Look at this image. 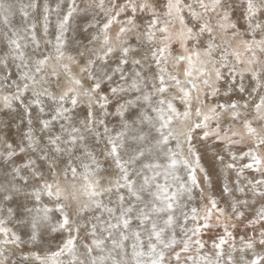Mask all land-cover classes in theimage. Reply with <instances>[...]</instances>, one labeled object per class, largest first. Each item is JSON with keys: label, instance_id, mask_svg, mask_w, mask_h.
Instances as JSON below:
<instances>
[{"label": "snow or ice", "instance_id": "1", "mask_svg": "<svg viewBox=\"0 0 264 264\" xmlns=\"http://www.w3.org/2000/svg\"><path fill=\"white\" fill-rule=\"evenodd\" d=\"M0 264H264V0H0Z\"/></svg>", "mask_w": 264, "mask_h": 264}, {"label": "bare ground", "instance_id": "2", "mask_svg": "<svg viewBox=\"0 0 264 264\" xmlns=\"http://www.w3.org/2000/svg\"><path fill=\"white\" fill-rule=\"evenodd\" d=\"M50 2H52L53 4L55 3V0H50ZM54 23H55V17H53V25L52 27L50 28V35L54 37V32H55V26H54ZM79 69L76 67V70H75V67L73 69V72H76L78 73ZM63 79V77H61ZM15 133V131H13V134ZM13 138H15V135L13 136Z\"/></svg>", "mask_w": 264, "mask_h": 264}, {"label": "rangeland", "instance_id": "3", "mask_svg": "<svg viewBox=\"0 0 264 264\" xmlns=\"http://www.w3.org/2000/svg\"><path fill=\"white\" fill-rule=\"evenodd\" d=\"M75 66H73V69H74ZM75 70H76V67H75ZM13 131H15V129H13ZM248 175H252L251 173H248ZM258 206V205H257ZM207 239V237H205Z\"/></svg>", "mask_w": 264, "mask_h": 264}]
</instances>
